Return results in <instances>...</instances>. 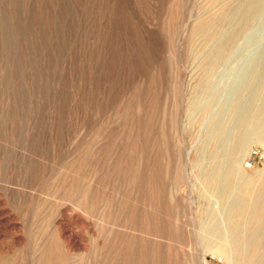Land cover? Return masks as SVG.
Wrapping results in <instances>:
<instances>
[{
  "label": "rangeland",
  "instance_id": "374dc122",
  "mask_svg": "<svg viewBox=\"0 0 264 264\" xmlns=\"http://www.w3.org/2000/svg\"><path fill=\"white\" fill-rule=\"evenodd\" d=\"M235 2L0 0V264L254 262L198 232L229 222L204 179L223 160L209 140L264 75V0L248 25ZM258 146L264 134L236 178L249 198ZM237 217L252 221L247 206Z\"/></svg>",
  "mask_w": 264,
  "mask_h": 264
},
{
  "label": "bare ground",
  "instance_id": "6f19581e",
  "mask_svg": "<svg viewBox=\"0 0 264 264\" xmlns=\"http://www.w3.org/2000/svg\"><path fill=\"white\" fill-rule=\"evenodd\" d=\"M235 3L236 7L240 10L242 24L248 25L251 17L258 10L261 0H236ZM232 17L233 13L230 9L225 10L220 15V18H227L229 20ZM209 22L200 24L196 31L199 33L204 31ZM240 31L241 29L233 30L223 41L219 42L211 50V56L208 61L214 62L215 59H222L223 56H226L230 45L236 41L237 34ZM209 35L207 34V36ZM212 38L213 36L211 35L210 39ZM251 76L254 80L247 98L242 102L232 104L230 108L231 115H235L236 121H234V125L236 128L232 132L223 131L215 134L209 140L215 145L218 142L221 143L222 150L218 151V148H216L212 151L211 155L216 158L221 156L223 160L210 169L205 174L204 179L207 185L214 187L215 194L218 195L225 207L229 222L225 228H221L218 222L206 224L200 221L198 232L201 235L200 239L203 244L212 241L221 244L222 241H227L231 243L236 251H253L254 262L252 264H264V188L251 198L244 192L236 190L240 157L252 141L259 140L261 135L264 134V112H255L253 109L255 98L260 95V89L264 88V75L257 72ZM244 206L248 207L249 216L251 215L252 221L248 220L249 217L242 221L238 219L237 216ZM226 249V246L219 248L221 252L226 251Z\"/></svg>",
  "mask_w": 264,
  "mask_h": 264
},
{
  "label": "built area",
  "instance_id": "2783aa9c",
  "mask_svg": "<svg viewBox=\"0 0 264 264\" xmlns=\"http://www.w3.org/2000/svg\"><path fill=\"white\" fill-rule=\"evenodd\" d=\"M250 162H256L259 164H264V147H251L246 157L245 164L250 165Z\"/></svg>",
  "mask_w": 264,
  "mask_h": 264
}]
</instances>
